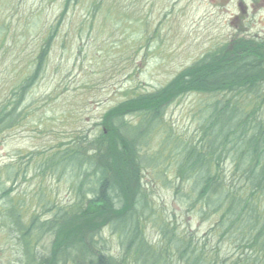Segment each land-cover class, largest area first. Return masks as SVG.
Returning a JSON list of instances; mask_svg holds the SVG:
<instances>
[{
  "label": "rangeland",
  "instance_id": "rangeland-1",
  "mask_svg": "<svg viewBox=\"0 0 264 264\" xmlns=\"http://www.w3.org/2000/svg\"><path fill=\"white\" fill-rule=\"evenodd\" d=\"M66 2L0 0V111L33 71L36 54L52 36L40 79L15 104L20 112L15 122L0 124V195L11 194L23 205L30 199L32 213H45L48 199L55 196L58 204L67 210L71 207L68 216L76 217L79 180L70 166L42 173L48 155L63 152L73 138L97 136L106 112L132 96L163 87L207 51L236 38L264 40V0H71L67 7ZM211 100L193 92L170 102L165 122L147 151H159L167 132L176 146V136L195 138L201 108ZM127 120L137 124L140 117L129 114ZM172 146V142L164 146V154L144 170L145 190L161 217L204 234L212 219L190 214L181 195L177 196ZM20 161L29 163L26 178L19 170ZM12 180L20 181L13 187ZM61 220L58 228L38 231L32 264L39 263L38 253L45 258L52 248L79 235V230ZM146 231L150 239H157L158 228L152 223ZM101 234L117 254L119 236L110 227ZM4 242L7 236L0 230V249L9 255ZM47 264H53L51 256Z\"/></svg>",
  "mask_w": 264,
  "mask_h": 264
},
{
  "label": "trees",
  "instance_id": "trees-1",
  "mask_svg": "<svg viewBox=\"0 0 264 264\" xmlns=\"http://www.w3.org/2000/svg\"><path fill=\"white\" fill-rule=\"evenodd\" d=\"M51 39L0 111V124L15 122L20 113L15 104L40 79ZM193 92L212 97L201 108L198 135L176 136V146L167 132L161 149L150 154L147 145L165 122L168 104ZM129 114L140 122L127 120ZM103 126L97 136L73 138L63 152L49 154L41 169L45 174L70 166L79 180L74 205L79 215L61 219L81 234H69L51 255L76 264H264V40L236 38L207 51L163 87L110 109ZM170 142L177 196L190 214L212 219L204 234L161 217L145 190L144 170ZM20 162L26 178L29 163ZM149 223L158 228L156 240L147 234ZM105 227L119 236L117 254L103 241Z\"/></svg>",
  "mask_w": 264,
  "mask_h": 264
},
{
  "label": "flooded vegetation",
  "instance_id": "flooded-vegetation-1",
  "mask_svg": "<svg viewBox=\"0 0 264 264\" xmlns=\"http://www.w3.org/2000/svg\"><path fill=\"white\" fill-rule=\"evenodd\" d=\"M12 181L14 187L20 180ZM28 200L29 202L23 205L19 199L14 200L11 194L0 195V230L8 240L3 243V246L9 247L10 250L9 255H5L4 249H0V264H32V246L34 248L38 244V231L42 233L43 228L46 229L52 224L58 228V223L63 222L61 218L69 215L67 207L58 204L55 196L48 199L50 204L44 208L49 210H44L45 213L40 211L32 213V203L30 199ZM44 215L48 216L45 220L42 217ZM33 217H39V219L33 220ZM44 224L46 227H43ZM34 241L37 243L35 244ZM37 255L39 260L42 259L43 255L41 256L40 253ZM65 262L66 258L61 259L58 254L53 257V264Z\"/></svg>",
  "mask_w": 264,
  "mask_h": 264
}]
</instances>
